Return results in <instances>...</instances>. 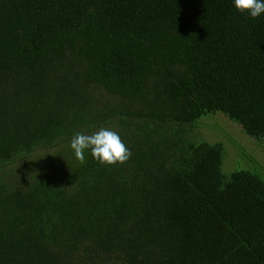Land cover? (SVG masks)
Instances as JSON below:
<instances>
[{
	"label": "trees",
	"instance_id": "obj_1",
	"mask_svg": "<svg viewBox=\"0 0 264 264\" xmlns=\"http://www.w3.org/2000/svg\"><path fill=\"white\" fill-rule=\"evenodd\" d=\"M264 13L233 0H0V264H264ZM119 133L123 164L70 147Z\"/></svg>",
	"mask_w": 264,
	"mask_h": 264
},
{
	"label": "rangeland",
	"instance_id": "obj_2",
	"mask_svg": "<svg viewBox=\"0 0 264 264\" xmlns=\"http://www.w3.org/2000/svg\"><path fill=\"white\" fill-rule=\"evenodd\" d=\"M198 130L208 142H221L225 155L221 170L229 173L234 169L245 168L254 172H264V154L258 145L246 137L239 127L220 114L201 117Z\"/></svg>",
	"mask_w": 264,
	"mask_h": 264
},
{
	"label": "clouds",
	"instance_id": "obj_3",
	"mask_svg": "<svg viewBox=\"0 0 264 264\" xmlns=\"http://www.w3.org/2000/svg\"><path fill=\"white\" fill-rule=\"evenodd\" d=\"M233 4L238 12H247L251 18L264 13V0H233ZM70 147L81 164L85 163L86 150L90 151L92 158L98 163L107 165L123 164L132 155L119 133L107 127H101L90 135L75 133L70 141Z\"/></svg>",
	"mask_w": 264,
	"mask_h": 264
}]
</instances>
